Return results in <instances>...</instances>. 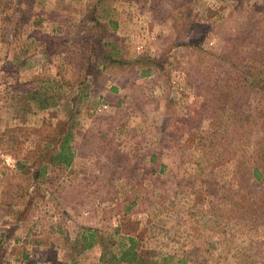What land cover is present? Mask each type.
Wrapping results in <instances>:
<instances>
[{
	"label": "rangeland",
	"instance_id": "374dc122",
	"mask_svg": "<svg viewBox=\"0 0 264 264\" xmlns=\"http://www.w3.org/2000/svg\"><path fill=\"white\" fill-rule=\"evenodd\" d=\"M263 2L42 0L33 12L46 19L31 52L38 55L42 44L54 40L57 54L21 60L36 33L32 12L19 37L0 42V228L13 215L5 201L16 203L35 182L31 166L15 170L16 159L41 142L39 133L55 132L63 114L62 107L34 112L21 87L48 75L71 80L83 54L72 47L73 34L89 44L96 36L99 45L117 51L118 63L88 68V96L76 117L69 170L49 171L58 201L44 198L31 211V238L51 244V251L35 253L30 264H73L71 255L75 264H93L98 246L80 255L71 251L79 226L134 236L137 254L147 261L172 255L180 259L176 264H264V204L247 173L252 165L264 173V98L234 83L223 107L211 109L246 59L264 74V25L249 21L262 13L254 8ZM213 5L222 16L209 15ZM108 18L115 21L111 30L103 22ZM245 23L250 31L239 30ZM54 25L60 35L45 38ZM13 52L21 62H13ZM140 57L154 63L144 75L140 69L148 64L132 62ZM40 192L33 190L34 197ZM132 198L125 212L124 202ZM16 256L10 264H18Z\"/></svg>",
	"mask_w": 264,
	"mask_h": 264
},
{
	"label": "trees",
	"instance_id": "16d2710c",
	"mask_svg": "<svg viewBox=\"0 0 264 264\" xmlns=\"http://www.w3.org/2000/svg\"><path fill=\"white\" fill-rule=\"evenodd\" d=\"M41 2L42 0H0V42L3 44L8 43L7 39L13 40V38L19 37V34L22 31V26L25 25L27 21V14L32 12V16H34L31 25L34 28L32 31L36 33L31 34V37L29 38L30 42L24 45L23 48L27 55L21 58V60H27L28 62H30V59H35V56L43 58V54L46 56H50L51 52L52 54H57V49L59 48V44L52 40L48 43V46L42 44L41 52L38 55H34L33 52H31L30 46H39L37 43V38L39 37L38 33L46 19V17H44V15L42 16L40 12H33ZM95 4L96 3L94 2L93 9L91 10L92 17L95 13ZM216 7H218V4ZM259 7H261L259 12L262 13L256 15L255 18L251 20L249 18L253 15L252 10V14L248 19L253 22V24L264 25V2L260 4V6L254 8V10L256 11ZM213 8H215L214 5L212 8L209 7V15H212L213 12H215L213 14L214 17L222 16V11H220V9L213 10ZM91 12L88 11V13L85 14L84 22H86ZM54 18L56 22L55 25H57L58 20L56 19L58 18L57 16ZM103 22H105L107 27L108 25L115 24V21L109 18ZM60 23L62 24V22ZM243 26L246 27L245 30L243 27H240L239 29L243 32L250 31L249 29L252 28V26L248 27V23H245ZM8 27H10V29H8ZM108 30L111 29L108 27ZM59 35L60 29L57 30V26H55L51 29V34H47L44 37L47 39H55ZM75 36L76 34L70 36V43L75 50H80L83 54L77 60V62H79V65L77 66L78 71H74L71 80L62 81L55 78V76L48 75L31 81L27 88L22 89L21 87L20 90L23 98L27 102L26 104H30L33 107L34 112L62 107L63 114L59 123L55 127V132H52L49 135L39 133V138H36V140H40L41 142L34 144V147L29 151L30 154L28 152L23 158H21V160L16 159L15 161V170H20L25 166L32 167L31 170L29 169L30 177L35 182L32 185L31 181L27 193H23L22 191V193L18 195L16 203H11L12 200L9 199L8 201H5L3 205L6 206L5 208H10L13 215H11L12 220L7 221L6 226L0 228V264H5L7 258L14 256V254L17 255L15 259L19 264H22V261L24 260L30 262V258L33 260V255L36 252H28L27 247L32 243V245H34L35 241L33 242L31 238L26 239L24 237L19 239L14 232L18 227L27 230L25 225L29 222L32 216L31 211L36 208L39 202H43L44 198H51L49 202L55 204L58 201L57 195L50 190L53 181L52 179L53 177L55 178V175L52 176V174H49V171L50 168H54V170L59 173L69 170L68 168L73 155L70 142L74 138L75 129L78 123L76 117L80 114L81 110L84 111L86 105L84 100L88 96V68L96 67L97 70L118 63L116 58L117 51L114 50L112 45H109L107 48L103 41H101L102 43L99 45L96 36L93 37L90 44L87 39H83L81 35H78L79 37ZM161 55L162 53H159V57ZM12 60L13 62L19 60V56L16 52L12 53ZM19 61H17V63ZM143 61L148 64V67L146 69H140L141 75L147 74L150 70L151 64H154L152 62L153 60L149 59V57L136 58L132 62L136 64ZM157 61H155V64ZM253 62L254 60L252 58L246 59V62H244V64H246L241 65L240 69L238 68L237 71L232 73L234 74L232 77L233 81L224 84V86L219 89L220 91L217 93L216 98L214 99L215 101L211 105L212 110H219L223 103L227 102V94L230 95L231 90L234 88V83L236 85L237 83L239 84V86L237 85V87H235L239 91H241L242 88H245V91H248L249 93L258 94L260 100L261 98H264V74H257L254 72L255 66L252 65ZM15 65L12 63V67ZM65 90L70 92L69 95H67ZM263 110L264 101L263 105H261L262 114H264ZM263 137L264 136L261 138ZM262 151L264 153V150ZM148 160L150 164H155L154 154H150ZM157 165L158 171H160L161 164L157 163ZM153 170H155L154 165L151 167V172ZM247 173L250 175L252 181L258 183L260 192L259 204H264V173L255 165L250 166ZM37 187L39 188V191H41L38 195L41 196L39 199L37 196L34 197L33 193V190H37ZM17 203H19L20 206H16ZM131 203H133V198L124 202L122 208H124L125 212L129 210ZM262 208H264V205ZM136 245L137 242L134 236L121 233L118 228H112L109 231H104L102 233L95 226H83L81 228L79 226V229H75L74 235L71 239L70 248L74 254L80 255L98 246L97 258L93 264H119L121 262L129 264H176L180 261V259L174 258L172 255H159L157 258L147 261L139 257ZM112 247H114V250ZM69 260H71L73 264L76 262L74 255H71Z\"/></svg>",
	"mask_w": 264,
	"mask_h": 264
},
{
	"label": "crops",
	"instance_id": "0c3cea01",
	"mask_svg": "<svg viewBox=\"0 0 264 264\" xmlns=\"http://www.w3.org/2000/svg\"><path fill=\"white\" fill-rule=\"evenodd\" d=\"M5 217V215H2L1 216V218L2 217ZM11 218V215L9 216V217H7L6 216V218H5V220H9V221H11L12 219H10ZM32 219H33V221H32ZM35 220H36V218H34L33 216H31V218H30V221L25 225L26 226V228H27V230H25V229H23V228H21V227H18V228H16V230H15V232H14V234L16 235V237L18 238V237H23V235H27V236H25L24 238H26V239H28V238H31V237H33V235H32V233H34V229L32 228H30V230H28V226H31L32 224H33V222H35ZM25 228V227H24ZM32 235V236H31ZM21 237V238H22ZM31 240H32V238H31ZM35 241V244L34 245H32V244H29V247H27V251L28 252H38V253H43V252H46V251H51V244H49V243H46V242H43V243H39V241L38 240H36V239H33V242ZM28 246V245H27ZM18 248V247H17ZM10 257H12L13 258V256H10ZM10 257H8L7 258V260L5 261V264H10L9 263V261H13L12 260V258H10ZM36 259H38V260H36ZM36 259H34V262H40V261H42V256L41 257H39V258H36ZM44 261V260H43ZM23 262V261H22ZM24 262H27L26 260H24ZM31 262V261H30ZM30 262H27V263H29L30 264ZM15 263H18L17 261L15 262ZM43 263V262H42ZM19 264V263H18ZM32 264V263H31ZM39 264H41V263H39Z\"/></svg>",
	"mask_w": 264,
	"mask_h": 264
}]
</instances>
